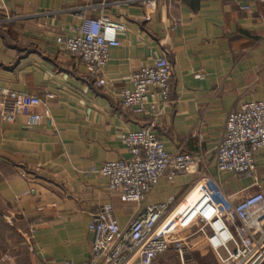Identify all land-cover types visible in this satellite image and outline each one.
Wrapping results in <instances>:
<instances>
[{
    "label": "crops",
    "instance_id": "obj_1",
    "mask_svg": "<svg viewBox=\"0 0 264 264\" xmlns=\"http://www.w3.org/2000/svg\"><path fill=\"white\" fill-rule=\"evenodd\" d=\"M102 16L125 31L99 87L61 41L83 18ZM161 55L171 66L170 101L153 117L124 110L131 73ZM0 89L42 101L36 128L0 118V264H88V225L98 208L111 204L126 228L146 207L180 204L204 176L221 196H250L258 185L264 194V149L250 178L218 174L213 161L227 117L243 102L264 103L261 0H154L147 7L141 0H0ZM145 127L168 153L201 161L195 173L162 179L139 206L109 192L99 171L127 159L121 136ZM191 249L192 264L216 260L202 240ZM167 257L156 264H169Z\"/></svg>",
    "mask_w": 264,
    "mask_h": 264
},
{
    "label": "built area",
    "instance_id": "obj_2",
    "mask_svg": "<svg viewBox=\"0 0 264 264\" xmlns=\"http://www.w3.org/2000/svg\"><path fill=\"white\" fill-rule=\"evenodd\" d=\"M141 1L146 7L154 2ZM124 31L123 24L106 16L83 18L75 35L62 39L61 44L70 58L93 75L95 85L103 87L110 51L120 46L118 35ZM130 82L134 90L121 92L124 110L155 116L158 104L170 101L172 74L167 57L157 56L151 66L132 72ZM41 105L35 96L0 89V118L7 123L23 118L29 128L38 127L42 116L36 110ZM121 140L129 157L107 162L99 174L107 180L109 192L124 203L142 206L162 179L173 182L180 175L195 173L201 161L200 156L187 152L168 153L151 127L125 133ZM262 149L264 103L243 102L227 117L215 148L213 161L218 174L253 177L256 154ZM258 187L250 196H221L214 180L204 176L183 202L173 206L174 200L169 199L146 207L126 228L117 224L113 206L105 204L88 225L94 234L88 264H156L171 251L178 264H192L191 248L198 240L207 245L217 264H264V194Z\"/></svg>",
    "mask_w": 264,
    "mask_h": 264
},
{
    "label": "rangeland",
    "instance_id": "obj_3",
    "mask_svg": "<svg viewBox=\"0 0 264 264\" xmlns=\"http://www.w3.org/2000/svg\"><path fill=\"white\" fill-rule=\"evenodd\" d=\"M4 256L9 257L10 255L7 253ZM165 256H168L167 257L168 258L167 261H168L169 264H178V262L176 261V259H175L174 254H173L172 251L169 252V253H167ZM194 259L196 260V257ZM207 263L208 264H217V261L212 258V260L211 259H208Z\"/></svg>",
    "mask_w": 264,
    "mask_h": 264
}]
</instances>
